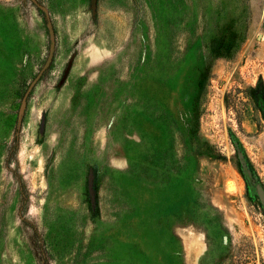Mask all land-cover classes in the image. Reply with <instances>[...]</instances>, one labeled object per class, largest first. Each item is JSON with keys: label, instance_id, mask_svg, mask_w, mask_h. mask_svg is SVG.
Listing matches in <instances>:
<instances>
[{"label": "rangeland", "instance_id": "1", "mask_svg": "<svg viewBox=\"0 0 264 264\" xmlns=\"http://www.w3.org/2000/svg\"><path fill=\"white\" fill-rule=\"evenodd\" d=\"M256 184L264 0H0V264H263Z\"/></svg>", "mask_w": 264, "mask_h": 264}, {"label": "water", "instance_id": "2", "mask_svg": "<svg viewBox=\"0 0 264 264\" xmlns=\"http://www.w3.org/2000/svg\"><path fill=\"white\" fill-rule=\"evenodd\" d=\"M41 9L44 11V13H46L44 7H41ZM46 26H47L48 37H49V47H48L47 55H46V58H45V60L43 62L42 67L36 73V75L34 76V78L30 81V83L28 85V89L32 86V84L40 76L41 72L48 66V64H49V62L51 60L52 54H53V48H54V33H53V28H52V26H51L50 23H47ZM27 90L25 91V94H26ZM25 94H24V96H25ZM24 96H23V98H24ZM23 104L24 103L22 101L21 102V105H20L21 108L23 107ZM41 125H42V121L40 122V127H41ZM91 179H92L91 170H89L88 171V175H87L88 188H90V186H91ZM254 189H255V192H256V194L258 196V199L260 200V202L262 204H264V192H263L262 188L260 187L259 184H256L254 186ZM263 264H264V261H263Z\"/></svg>", "mask_w": 264, "mask_h": 264}]
</instances>
